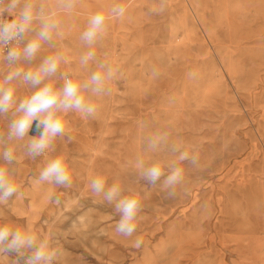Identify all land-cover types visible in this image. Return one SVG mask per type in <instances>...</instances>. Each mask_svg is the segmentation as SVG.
Segmentation results:
<instances>
[{"label": "rangeland", "instance_id": "1", "mask_svg": "<svg viewBox=\"0 0 264 264\" xmlns=\"http://www.w3.org/2000/svg\"><path fill=\"white\" fill-rule=\"evenodd\" d=\"M160 3L134 0L122 18L107 21L113 32L94 50L96 61L118 69L107 84L110 91L85 92L97 105L95 115L61 114L65 136L52 152L35 158L68 155L71 186L37 185L38 173L28 166L21 177L23 197L16 206L12 197L0 204V223L32 225L53 237L61 249L56 264H264V0H165L162 12ZM46 11L65 18L53 38L69 57L65 71L87 79L96 62L85 72L80 65L89 48L69 19L76 10ZM9 70L0 64V81ZM60 79L59 73L57 88ZM14 82L20 87L17 103L35 90ZM164 131L167 144L146 150L147 138ZM172 146L199 159L195 166L180 164L184 180L168 198L161 186L167 172L152 185L140 179L135 163L174 160ZM97 175L105 177L106 188L118 183L122 196H140L132 237L115 231L114 204L90 191ZM50 196H59L60 204ZM137 238L140 248L133 246ZM7 256L0 264L18 259L16 253Z\"/></svg>", "mask_w": 264, "mask_h": 264}, {"label": "clouds", "instance_id": "2", "mask_svg": "<svg viewBox=\"0 0 264 264\" xmlns=\"http://www.w3.org/2000/svg\"><path fill=\"white\" fill-rule=\"evenodd\" d=\"M78 0H57V10L71 14ZM165 8V0H161L159 11ZM126 8L121 4H112L107 12L98 11L90 15L87 27L82 32L80 39L89 48L82 55L80 63L87 66L89 62H96V70L84 80L70 78L67 73H60L63 84L57 88L51 81L56 76L61 63L67 64L69 57L64 51H57L53 55L45 57L35 70H25L17 66L23 61H33L43 44L55 47L53 34H60L61 21L57 19V12H47L43 3H35L34 0H0V17L5 13L10 20L0 19V54L3 61L9 65L10 70L0 81V116H4L10 110L12 119L7 125L6 132H0V204H5L9 198H22L23 192L15 183L13 177L15 170L12 167L16 162L14 149L11 147L15 141H23L26 156L35 159L44 155L46 151L54 150L58 137L65 136V122L61 114L75 111L83 118L92 117L97 111V105L86 99L84 93L91 96L108 94L110 89L108 82L117 77L118 69L106 60L96 61L94 45L101 41L107 34V21L112 18H122ZM38 23V27H34ZM33 33L31 39H25L27 33ZM15 42L13 46L9 45ZM23 44L22 48L16 45ZM7 53L5 54V49ZM190 75H193L190 73ZM21 81L35 89L32 95L21 100L18 104L15 97L13 82ZM38 121L37 128H42L38 136L29 137L28 132L33 124ZM168 132H157L146 140V150L157 152L167 144ZM68 139L73 138L68 135ZM172 152L177 153L174 160L162 162L156 160L151 164H145L138 159L135 167L140 179L155 185L162 177L166 178L161 184L167 190L168 198L176 195L177 186L184 180V169L180 164L190 161L192 165L198 164V155L187 150H181L172 146ZM68 155L59 154L48 159L34 178V183L50 184L55 186L70 187L72 175L69 169ZM88 187L90 191L102 196L109 204H114V211L119 215L115 231L125 237H132L137 229V220L142 210L140 196L132 192L122 196V189L118 183H113L106 188V179L103 175L93 177ZM50 202L57 205L61 200L59 196H50ZM143 241L137 238L133 246L140 248ZM8 253H16L18 264L20 257H25L24 264H56L61 249L54 246V239L50 234H42L32 225L21 227L11 221L0 223V260L8 258ZM27 254V255H26Z\"/></svg>", "mask_w": 264, "mask_h": 264}, {"label": "crops", "instance_id": "3", "mask_svg": "<svg viewBox=\"0 0 264 264\" xmlns=\"http://www.w3.org/2000/svg\"><path fill=\"white\" fill-rule=\"evenodd\" d=\"M134 0H78L77 5L75 7L72 16L69 18L72 22L71 23H75L79 29L80 32L82 34V32L86 29L87 27V22H88V17H85L83 15V11L87 10V9H104V8H108L109 6H111L112 4H121L123 6H125V8H127L128 6H130V4L133 2ZM35 3L39 4V3H43L45 5L46 8L49 9H57L56 5H57V0H34ZM65 18L61 17L60 21L61 24H63V20ZM38 23L34 25V27H38ZM113 30V27L111 28V26L108 25V29H107V34H110ZM80 34V36H81ZM106 34V35H107ZM33 33H28L27 36L25 37V39H31L33 37ZM57 37V33L53 35V38ZM56 42V39H54ZM23 47V46H22ZM41 49H44V51H40ZM41 49L39 50V52L37 53L36 58L31 61L30 63H26V62H19L17 66L24 68L25 70H35L39 64L42 62V60L49 56V55H53L55 54V52H57L58 50L56 49V47H52L49 44H43ZM47 50L49 51V53L47 52ZM82 55V54H79ZM82 57V56H80ZM80 61V60H79ZM78 62V60H74L73 63L76 64ZM4 64L7 65L3 59H2V55H0V64ZM70 65V64H69ZM81 65V63H80ZM9 66V65H7ZM68 66V65H67ZM83 66V65H82ZM65 67H64V63H61V65L59 66L58 72L56 74V76L51 78V81L54 82L55 80L58 79V75L59 73H67L65 71ZM84 72L86 71V66L83 67ZM82 69V72H83ZM67 70V69H66ZM88 71L90 72V69L88 67ZM8 72V71H7ZM83 77L81 76V74H78L77 77L73 78V79H78V80H84ZM61 84H63V80L60 79ZM15 90L16 88H20L19 86H15V82H13ZM19 93L15 91V97L16 100L20 99L19 98ZM18 104V103H17ZM12 111L14 110H10L7 114H5L4 116H0V132H6L7 130V125L9 123V121L13 118L12 117ZM37 124L38 121H33V124L28 132V136L29 137H34V136H38L40 134V131H42V128H37ZM27 142V138H25V140L23 141H15L13 142V144L11 145V147L14 149L15 155L17 157L15 164L12 166L15 170V174H14V181L15 183L20 186V190H21V177L23 174V171L27 169V167L29 166V168H33L36 169L37 173L39 174V169L42 168L44 166V163L48 160V159H44V160H38V159H29L26 156V151H25V147L24 145ZM52 152V150H49V153ZM4 163L3 160H0V165H2ZM37 174V175H38ZM20 183V184H19ZM46 186V185H45ZM20 198L15 197V195H13L12 197V202L13 204L16 206L15 204V200H17V203L19 202Z\"/></svg>", "mask_w": 264, "mask_h": 264}, {"label": "built area", "instance_id": "4", "mask_svg": "<svg viewBox=\"0 0 264 264\" xmlns=\"http://www.w3.org/2000/svg\"><path fill=\"white\" fill-rule=\"evenodd\" d=\"M0 19L10 20L11 17H9V16L7 15V13H5L3 17H0ZM14 43H15V42H12V43L9 45V47L13 46ZM16 46L19 47V48H22L23 44H19V45H16ZM7 50H8L7 48L4 50V51H5V54L7 53ZM1 55H2V54H1Z\"/></svg>", "mask_w": 264, "mask_h": 264}]
</instances>
